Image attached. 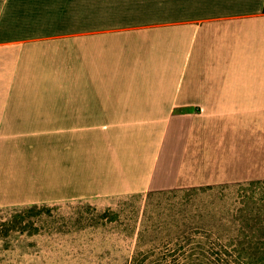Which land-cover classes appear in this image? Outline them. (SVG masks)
<instances>
[{
  "label": "crops",
  "instance_id": "obj_1",
  "mask_svg": "<svg viewBox=\"0 0 264 264\" xmlns=\"http://www.w3.org/2000/svg\"><path fill=\"white\" fill-rule=\"evenodd\" d=\"M181 142V182L264 179V0H0V206L147 191Z\"/></svg>",
  "mask_w": 264,
  "mask_h": 264
},
{
  "label": "trees",
  "instance_id": "obj_2",
  "mask_svg": "<svg viewBox=\"0 0 264 264\" xmlns=\"http://www.w3.org/2000/svg\"><path fill=\"white\" fill-rule=\"evenodd\" d=\"M74 203L92 250L72 259L84 264H264V179L0 206L11 211L0 219L3 247L45 258L33 232L9 231L18 229L21 210Z\"/></svg>",
  "mask_w": 264,
  "mask_h": 264
},
{
  "label": "rangeland",
  "instance_id": "obj_3",
  "mask_svg": "<svg viewBox=\"0 0 264 264\" xmlns=\"http://www.w3.org/2000/svg\"><path fill=\"white\" fill-rule=\"evenodd\" d=\"M185 155L184 142H181L178 144L177 149L172 152V160L168 167L158 176L152 186L151 190L155 191V194L159 195V193L163 194V192L187 186L208 185L186 184L178 180L179 170L184 163ZM212 184L219 185L220 183ZM99 207L101 208V205ZM50 208L51 210H49ZM79 209L76 204L73 207L68 205L57 207L50 204L41 205L36 209L28 207L21 210L24 217L18 220V229H12L9 234L21 231L19 229H24V231H21L22 236L30 235L29 232H33L34 237H30V239H36L39 246L44 249L46 261L43 256L35 257L34 254L26 252L22 248H4V239L0 238V264H84L80 257L72 259L74 254H83L85 257L92 250L82 236L85 228L80 227L79 223L76 222L78 215L82 214ZM37 210H40L41 213L37 214ZM29 212L31 213L29 214ZM84 214L87 215L88 213L85 212ZM10 217L11 211H0V219L7 220ZM51 252H54L56 256L51 257ZM87 264H90V262Z\"/></svg>",
  "mask_w": 264,
  "mask_h": 264
}]
</instances>
